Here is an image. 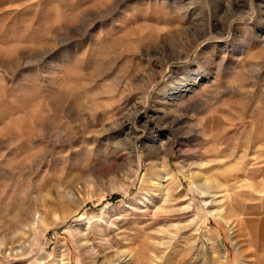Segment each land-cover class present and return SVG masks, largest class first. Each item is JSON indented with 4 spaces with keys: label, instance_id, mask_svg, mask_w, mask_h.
I'll return each mask as SVG.
<instances>
[{
    "label": "rangeland",
    "instance_id": "1",
    "mask_svg": "<svg viewBox=\"0 0 264 264\" xmlns=\"http://www.w3.org/2000/svg\"><path fill=\"white\" fill-rule=\"evenodd\" d=\"M230 1L0 0V264H264V0Z\"/></svg>",
    "mask_w": 264,
    "mask_h": 264
},
{
    "label": "bare ground",
    "instance_id": "2",
    "mask_svg": "<svg viewBox=\"0 0 264 264\" xmlns=\"http://www.w3.org/2000/svg\"><path fill=\"white\" fill-rule=\"evenodd\" d=\"M226 5L230 8V7H232V2L230 1V0H226ZM160 182H161V177H158V179L156 180V183L155 184H153V185H155V186H160ZM201 186V185H200ZM202 187V186H201ZM199 189H201L202 191H204L205 193H208L209 192V190L211 189V188H199ZM204 194V193H203ZM214 196H215V194H214ZM213 196V197H214ZM239 196L241 197V198H248V199H250V200H253V201H259L253 194H239ZM264 201V200H263ZM260 204V203H259ZM244 206V205H243ZM245 209V208H244ZM240 212V211H239ZM243 212V211H242ZM242 212L240 213V215L242 214ZM252 214L255 216V218L256 217H258V216H260L261 214H263V218H259L258 217V222H260V223H264V208L261 206V205H258V206H256V207H253L252 208ZM254 218V219H255ZM247 219V218H246ZM248 219H251L250 217H248ZM253 219V218H252ZM251 219V220H252ZM227 222V221H226ZM251 222V221H250ZM249 222V223H250ZM254 222H257V221H254ZM253 222V223H254ZM245 223V222H244ZM248 223V224H249ZM252 223V224H253ZM256 224V223H255ZM261 224V225H262ZM241 225V224H240ZM251 225V224H250ZM254 225V224H253ZM261 225H260V229L262 228L261 227ZM243 226H244V224H243ZM245 226H246V224H245ZM244 226V227H245ZM252 227V226H251ZM250 231V230H249ZM253 231V230H252ZM256 232V231H255ZM254 232V233H255ZM257 233V232H256ZM256 235V234H255ZM258 235V234H257ZM263 235V234H262ZM251 237V236H250ZM257 237V239L256 240H258V236H256ZM264 237V236H263ZM252 238H254V237H252ZM260 239V238H259ZM250 240H251V238H250ZM255 241V240H254ZM254 241H252V242H254ZM260 243V242H259ZM254 244V243H253ZM262 246L264 247V241H263V239H262ZM254 247H257V245L256 246H254ZM260 247V246H259ZM261 248V247H260ZM263 249V248H262ZM256 250H258V249H256ZM25 251V250H24ZM132 257H133V255H132ZM124 261V260H123ZM123 261H120L119 260V263L120 262H123Z\"/></svg>",
    "mask_w": 264,
    "mask_h": 264
}]
</instances>
